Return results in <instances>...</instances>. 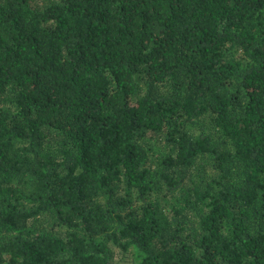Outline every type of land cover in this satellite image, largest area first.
<instances>
[{"label": "trees", "instance_id": "obj_1", "mask_svg": "<svg viewBox=\"0 0 264 264\" xmlns=\"http://www.w3.org/2000/svg\"><path fill=\"white\" fill-rule=\"evenodd\" d=\"M0 264H264V0H0Z\"/></svg>", "mask_w": 264, "mask_h": 264}]
</instances>
